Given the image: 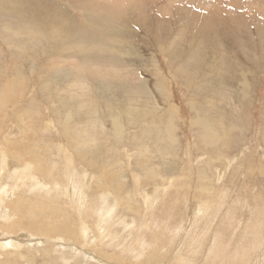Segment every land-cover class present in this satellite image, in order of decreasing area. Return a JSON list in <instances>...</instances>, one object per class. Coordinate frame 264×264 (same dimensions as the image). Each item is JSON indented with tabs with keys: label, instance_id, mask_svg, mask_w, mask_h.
Returning <instances> with one entry per match:
<instances>
[{
	"label": "rangeland",
	"instance_id": "374dc122",
	"mask_svg": "<svg viewBox=\"0 0 264 264\" xmlns=\"http://www.w3.org/2000/svg\"><path fill=\"white\" fill-rule=\"evenodd\" d=\"M0 95V152L43 162L10 201L61 225L0 264H264V0H0Z\"/></svg>",
	"mask_w": 264,
	"mask_h": 264
},
{
	"label": "bare ground",
	"instance_id": "6f19581e",
	"mask_svg": "<svg viewBox=\"0 0 264 264\" xmlns=\"http://www.w3.org/2000/svg\"><path fill=\"white\" fill-rule=\"evenodd\" d=\"M15 80V79H14ZM10 82V81H9ZM13 82V81H12ZM8 88V87H7ZM6 93V92H5ZM6 95V94H5ZM5 95L1 96L0 95V104L2 106H7L8 105V102H7V99H5ZM66 122V121H65ZM200 123H204L203 121H199ZM72 123V121H71ZM67 124V123H66ZM70 124V123H69ZM174 124V123H173ZM22 125V124H21ZM66 128V126H65ZM72 128V127H71ZM62 129V128H61ZM63 130V129H62ZM66 133L68 134L69 131L68 129L66 130ZM9 144H13V142H10V140L8 141ZM18 143V142H17ZM20 145V144H18ZM26 145V144H25ZM16 146V145H15ZM11 147V146H10ZM12 148V147H11ZM16 148V147H15ZM17 149V148H16ZM20 149V148H19ZM26 150V149H25ZM22 151V150H21ZM1 153V152H0ZM9 152L8 151H2L1 153V157H2V163H1V166H2V171L4 172L3 175H1L3 177V179H5L7 176V174H10V169H15L17 168L18 170H23L21 172H17L18 173V177H16L14 180H13V186L9 187L7 183L3 184L4 182H0V221L2 222L3 225H0V231L2 230H5L6 233H12L10 231V227L15 223L16 220H20L21 222L23 223H28V224H45L46 226H48L50 228L51 231H47V230H43L42 232H38V233H35L34 236L38 237V238H41L42 236H44L43 240H40L43 242L44 246L45 247H51L52 248V245L54 244V242L56 240H60V238L57 236L56 237H53V235L56 233V231L58 230V228L60 229L61 225H59V223H55V221L53 220L54 216H55V213H54V208H46L44 209L43 207L39 208V209H36L38 208V206H30L29 208L26 207V204H23V200H22V197L19 196L17 198L16 201H10L11 199V195H15L14 193L17 192V190L20 188V185L21 184H26L28 182V180H31L33 181V183H31V189L33 191H38V190H43L44 189V186L45 184H42L41 183V179L39 177H37V172H41V168H43V162L41 159H37L36 161H28L29 159L27 160H22V159H18L17 162L18 164H20V166H18L17 163H15L14 165V168L10 167V164H9V160L8 158H10V155L8 154ZM14 153V152H13ZM12 153V154H13ZM21 153V152H20ZM11 154V155H12ZM24 154V153H23ZM18 156V154H16ZM36 155V154H35ZM27 157V156H26ZM33 158V157H32ZM42 158V157H41ZM14 160V159H13ZM45 161V160H44ZM13 163V164H14ZM68 163V162H67ZM12 164V162H11ZM7 166L10 168L7 169ZM13 166V165H12ZM54 166V165H53ZM70 166V165H68ZM16 169V170H17ZM67 169V168H65ZM75 171V170H74ZM76 171L78 172V169H76ZM75 171V172H76ZM11 172H14V171H11ZM30 172H33V177L34 178H30ZM16 173V171H15ZM35 175V176H34ZM201 175H207L205 173V171L203 170V172L201 173ZM12 176V175H11ZM66 181H67V187L64 189L65 192L68 194V196L71 198L72 201L74 202H79L80 204H83L84 203V199L86 197V183H81L82 185L79 186V183L78 181H75L76 179V175L74 174V172L70 169H67L66 171ZM5 177V178H4ZM10 177V176H9ZM8 178V177H7ZM12 178V177H10ZM30 178V179H29ZM79 178V173H78V177ZM84 178V177H83ZM11 180V179H10ZM81 182V181H80ZM10 183V182H9ZM5 185V186H4ZM62 187V186H61ZM63 190V189H62ZM209 189H206L204 190V196H205V193L206 191H208ZM19 192V191H18ZM160 192V191H159ZM168 192V191H167ZM17 194V193H16ZM80 194V195H79ZM210 194V192H209ZM146 196V197H145ZM145 200H146V204L147 203H150V202H153V197H152V194H150L148 191L146 192V195H145ZM202 196V198L204 197ZM155 197V195H154ZM159 199V198H158ZM161 200V199H160ZM210 200V199H209ZM15 202V203H13ZM17 202V203H16ZM167 202V201H166ZM6 203V204H5ZM22 203V204H21ZM27 203V202H26ZM105 204L107 206V211L105 213V216L104 218L105 219H112L113 221L115 220H118L117 218V215L115 213V207H110L108 206V203L107 201L105 200ZM160 203L156 204L155 206L157 207V205H159ZM163 205V204H162ZM148 206V205H147ZM207 206V203H204V211L206 210V207ZM156 210V209H155ZM154 210V211H155ZM37 211V212H36ZM153 211V212H154ZM13 212V213H12ZM51 212V213H49ZM149 213V212H148ZM156 213V211L154 212ZM198 214H202V213H198ZM196 215V213H195ZM152 216V215H151ZM155 216V214H154ZM153 217V216H152ZM17 218V219H16ZM21 218V219H20ZM151 218V217H150ZM110 220H106V221H110ZM154 220V219H151V221ZM136 220H131V223L132 224H135ZM4 222H7L9 224L8 227H6V225L4 224ZM163 222V219L162 221ZM141 223V222H140ZM142 224V223H141ZM149 224V223H148ZM253 224V223H252ZM260 224V223H259ZM139 225V223H138ZM145 225V224H144ZM165 225V224H164ZM135 226V225H134ZM147 226V225H146ZM149 226V225H148ZM250 226V225H248ZM141 227V226H140ZM252 227V226H251ZM257 227V225H256ZM259 227L258 226V230H259ZM264 227V226H263ZM110 228V227H109ZM139 228V227H138ZM250 228V227H249ZM253 228V227H252ZM262 228V227H260ZM149 229V228H148ZM255 229V227L253 228ZM256 230V232L258 231ZM132 231V230H131ZM144 231H146L144 229ZM108 232V231H107ZM106 232V233H107ZM110 232V231H109ZM137 232V231H136ZM135 232V233H136ZM254 232V231H253ZM263 232V231H262ZM261 232V233H262ZM134 233V232H133ZM260 233V232H259ZM260 233V234H261ZM2 233H0L1 235ZM141 234V233H140ZM262 235V234H261ZM41 236V237H40ZM106 237V236H105ZM138 237L140 238L139 236V232H138ZM118 238V236H117ZM142 238V237H141ZM262 239V240H261ZM68 242H70V239H66ZM260 243L261 241H263V238L260 237L259 239ZM104 240H100L101 243H103ZM2 242V241H1ZM257 242V241H256ZM260 243H259V246H260ZM1 244V243H0ZM24 243H19L18 245L21 246L23 245ZM261 247H264V246H260ZM263 256V255H262ZM46 257H50V256H46ZM264 258V257H263ZM30 263L31 264H35V257H32L30 259ZM79 263V261L77 262ZM49 264V263H48ZM208 264V263H207Z\"/></svg>",
	"mask_w": 264,
	"mask_h": 264
},
{
	"label": "crops",
	"instance_id": "0c3cea01",
	"mask_svg": "<svg viewBox=\"0 0 264 264\" xmlns=\"http://www.w3.org/2000/svg\"><path fill=\"white\" fill-rule=\"evenodd\" d=\"M19 226L22 229L24 228L25 230H29V231H32L34 233L42 232L43 230L51 231L50 228L48 226H46L45 224H28V223L26 224V223H23L19 220H16L15 223L10 227V231L12 233H15L14 230H17ZM23 226H25V227H23Z\"/></svg>",
	"mask_w": 264,
	"mask_h": 264
},
{
	"label": "trees",
	"instance_id": "16d2710c",
	"mask_svg": "<svg viewBox=\"0 0 264 264\" xmlns=\"http://www.w3.org/2000/svg\"><path fill=\"white\" fill-rule=\"evenodd\" d=\"M165 86H166V85H165L163 82H161V83L159 84V86H158V89L160 90V92L163 94V96H164L165 98H167L168 100H171V95H170V93L167 92Z\"/></svg>",
	"mask_w": 264,
	"mask_h": 264
},
{
	"label": "flooded vegetation",
	"instance_id": "af4514ba",
	"mask_svg": "<svg viewBox=\"0 0 264 264\" xmlns=\"http://www.w3.org/2000/svg\"><path fill=\"white\" fill-rule=\"evenodd\" d=\"M77 203H79V202H77Z\"/></svg>",
	"mask_w": 264,
	"mask_h": 264
}]
</instances>
